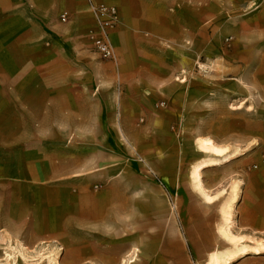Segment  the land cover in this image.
<instances>
[{"label":"rangeland","instance_id":"rangeland-1","mask_svg":"<svg viewBox=\"0 0 264 264\" xmlns=\"http://www.w3.org/2000/svg\"><path fill=\"white\" fill-rule=\"evenodd\" d=\"M226 1L227 21L219 28L213 24L205 31L210 36L208 43L202 42V35L193 42L187 29L179 30L177 37L169 38L155 35L153 31L128 27L126 46L138 50L142 59L138 67H130L129 62L120 60L121 55L112 38L116 58L108 61L99 56L88 37L91 25L88 18L84 20L68 14L69 21L63 22L65 13L55 14L50 22L49 36L39 37L35 45L27 46L23 51L22 47L19 48V61L15 63L17 75L0 77V85L7 89V97L0 108V117L3 118L0 132L4 138L0 143L10 144L6 138L18 136L14 142L24 155L27 153L25 149L29 148V158L33 157L38 178H42L44 166L50 168L47 170L51 172L49 174H53V169L54 174H58L60 159L66 167V161L81 163L99 153L100 163L88 170L92 168L98 172L111 168L115 182L122 181L121 172L130 171L136 181L150 178L159 182L161 176L166 175L185 183L187 155L192 156L196 151L187 140L155 139L154 119L162 88V70H172L174 86H187V81H194L201 90L210 87L211 92H206L204 99L211 103L212 116L226 118L227 123L235 117L241 118L238 120H242L245 134L264 130V27L256 32L245 19L250 18L249 12L254 4H244V0ZM85 3L88 6L86 12L91 13L93 19L92 4L109 5L107 0H85ZM121 22L119 12V22L111 33L119 30ZM252 34L258 35V44L250 43ZM125 100L132 101L130 108L123 107ZM139 102L141 108L137 106ZM128 117L133 123L130 132H125L132 134L126 138L123 122ZM179 125L180 133L186 134V124ZM208 126L204 125L205 128ZM226 128L232 133L239 131L232 124H227ZM135 136L136 139H131ZM202 142L211 145L204 147ZM236 143L234 153L247 150L243 146L245 141ZM199 147L216 157L194 167L193 175L200 187V170L219 162L218 158L225 160L231 155L210 139L199 140ZM176 150L180 158L178 174L171 172L174 165L164 161L165 154L170 155ZM106 152H111V160L102 156ZM23 158L18 157V162ZM88 180L98 181L95 177ZM204 196L207 201L213 199L208 194L204 193ZM186 198L184 189L179 200H131V251L121 253L123 264H153L155 261L163 264H264V253L258 252L260 248H233L213 236L209 229L203 231L200 228L203 222L183 219L188 213L205 212L209 218L205 223L215 224L210 220L215 217L214 210L204 209L196 200ZM228 206H224L226 222L231 215ZM121 208L116 205V214L122 213ZM115 225L116 236L123 234L122 221L116 220ZM188 231L205 244L198 248H213L215 241H219L216 248L220 252L193 251ZM220 231L228 234L224 226ZM40 232L37 222L34 232H28L35 250L29 255L30 264H44V260L57 264V243L45 240ZM2 234L6 236L0 237V264H17L15 258L24 252L21 240H16L19 244L17 250L12 247L15 240L9 232L3 230ZM228 238L236 240L230 234Z\"/></svg>","mask_w":264,"mask_h":264},{"label":"crops","instance_id":"crops-1","mask_svg":"<svg viewBox=\"0 0 264 264\" xmlns=\"http://www.w3.org/2000/svg\"><path fill=\"white\" fill-rule=\"evenodd\" d=\"M107 2L119 8L122 14L119 30L112 32L111 38L119 50L120 60L129 62L130 67H138L142 59L138 50L126 46L128 27L153 31L155 35L169 38L177 37L179 30L187 29L193 40L202 35V42L208 43L210 36L205 31L211 29L213 24L219 28L221 23L223 25L227 21L226 0ZM243 3L254 4L249 12L250 18H245L250 22L251 29L263 28L264 1L244 0ZM87 10L85 0H0V77L17 75L18 66L15 63L19 61V48L22 47L23 51L27 46L35 45L39 37L49 36L50 22L55 14L63 11L62 14L68 13L84 20L88 18L90 30L94 26V19ZM250 38V43H259L257 34H252ZM160 77L162 88L156 104L155 139L187 140L188 145L196 151H193L192 156L187 155L185 183L166 175L161 176L159 182L150 178L136 181L132 179L130 171L121 172L122 181L115 182L112 180L111 168L98 172L92 168L88 170L100 163L99 153L81 163L66 161V167H63L60 159L58 174H54V169L53 174H49L51 172L47 170L50 168L44 166L42 178H38L33 157L29 158V148L25 149L27 153L24 155L14 142L18 136L6 138L11 141L10 144L0 143V237L3 239L6 236L2 234L3 230L9 232L15 240L12 247L17 250L19 244H16V240L20 238L24 252L21 257L15 258L17 264H30L29 255L35 250L28 232H34L36 222L41 230L40 236L57 243V264H123L121 253L131 251V200H179L184 189L187 191L186 200H196L204 209L215 211L214 219L210 218L215 224L205 223L209 220L205 212L188 213L183 219L203 222L200 226L203 231L209 229L213 236L233 248L257 247L260 248L259 253H264V130L245 134L242 132V120H238L241 118L235 117V120L227 123L226 118L212 116L211 103L204 99V94L211 92L210 87H202L201 90L194 81H187V86H174L172 70H162ZM16 90L18 92V88ZM6 92V87L0 85V108L7 97ZM132 104V101L125 100L123 107L127 109ZM137 106L141 108V102ZM2 121L0 117V124ZM132 123L130 117L126 118L123 122L124 132H130ZM181 123L186 124V134L179 131ZM207 124L209 126L205 128ZM227 124L235 125L239 131H227ZM126 132L124 134L129 138L127 136L132 133ZM2 134L0 132V142L4 141ZM201 139L212 140L217 147L227 149L231 155L225 160L218 158L219 162L200 170V187L203 190L197 185L193 169L216 157L199 147ZM237 141H245L243 146L247 150L234 153ZM110 153L106 152L102 156L111 160ZM20 156L24 158L19 163ZM3 158H6V162H3ZM179 160L178 150L164 156V161L174 165L171 170L174 174L179 173ZM90 177L98 179L97 183L88 180ZM204 193L213 199L207 201ZM226 204L231 214L228 222L224 214ZM116 205L122 206V213L116 214ZM116 220H121L123 224V234L117 236ZM223 226L228 229L227 235H232L236 240L218 232ZM187 237L194 247L193 251L220 252L216 248L219 241H215L213 248L200 249L198 247L205 244H201L196 236H191L190 231ZM3 247L1 251L4 254ZM42 263L56 264L54 261L47 263V260ZM153 264L163 262L155 261Z\"/></svg>","mask_w":264,"mask_h":264},{"label":"built area","instance_id":"built-area-1","mask_svg":"<svg viewBox=\"0 0 264 264\" xmlns=\"http://www.w3.org/2000/svg\"><path fill=\"white\" fill-rule=\"evenodd\" d=\"M94 15V26L89 30L88 37L95 50L103 59L113 61L116 58L110 33L119 22L118 9L113 5H91ZM68 13L62 15L63 22L69 21Z\"/></svg>","mask_w":264,"mask_h":264},{"label":"bare ground","instance_id":"bare-ground-1","mask_svg":"<svg viewBox=\"0 0 264 264\" xmlns=\"http://www.w3.org/2000/svg\"><path fill=\"white\" fill-rule=\"evenodd\" d=\"M201 144H202V146H204V147H206V146H208V145H211V143H209V142H205V143L202 142Z\"/></svg>","mask_w":264,"mask_h":264}]
</instances>
